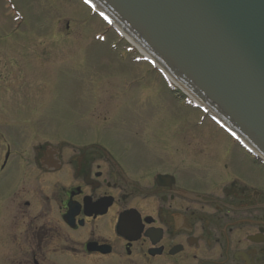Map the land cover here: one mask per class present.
<instances>
[{
	"label": "flooded vegetation",
	"instance_id": "obj_1",
	"mask_svg": "<svg viewBox=\"0 0 264 264\" xmlns=\"http://www.w3.org/2000/svg\"><path fill=\"white\" fill-rule=\"evenodd\" d=\"M45 144L0 194V264H264L261 179L218 159L197 178L180 148L129 163L99 141Z\"/></svg>",
	"mask_w": 264,
	"mask_h": 264
},
{
	"label": "rangeland",
	"instance_id": "obj_2",
	"mask_svg": "<svg viewBox=\"0 0 264 264\" xmlns=\"http://www.w3.org/2000/svg\"><path fill=\"white\" fill-rule=\"evenodd\" d=\"M13 1L16 10L0 0V194L13 190L19 152L31 164L35 145L63 140L102 142L129 163L143 148H180L181 164L196 165L197 178L218 159L217 169L226 162L264 179V168L225 132L208 118L197 124L199 110L184 106L161 77L152 80L149 63L121 58L115 32L97 39L104 25L80 0ZM8 143L14 153L6 160Z\"/></svg>",
	"mask_w": 264,
	"mask_h": 264
},
{
	"label": "water",
	"instance_id": "obj_3",
	"mask_svg": "<svg viewBox=\"0 0 264 264\" xmlns=\"http://www.w3.org/2000/svg\"><path fill=\"white\" fill-rule=\"evenodd\" d=\"M264 155V0H96Z\"/></svg>",
	"mask_w": 264,
	"mask_h": 264
}]
</instances>
